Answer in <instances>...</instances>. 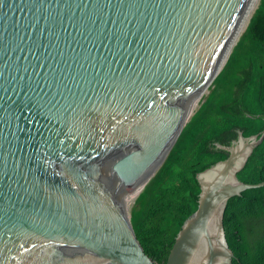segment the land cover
I'll list each match as a JSON object with an SVG mask.
<instances>
[{
    "label": "water",
    "instance_id": "obj_1",
    "mask_svg": "<svg viewBox=\"0 0 264 264\" xmlns=\"http://www.w3.org/2000/svg\"><path fill=\"white\" fill-rule=\"evenodd\" d=\"M260 0H0V264H156L130 207ZM264 129L196 174L165 264H231L227 200Z\"/></svg>",
    "mask_w": 264,
    "mask_h": 264
},
{
    "label": "trees",
    "instance_id": "obj_2",
    "mask_svg": "<svg viewBox=\"0 0 264 264\" xmlns=\"http://www.w3.org/2000/svg\"><path fill=\"white\" fill-rule=\"evenodd\" d=\"M187 121L167 157L130 207V219L144 252L165 264L183 221L196 210V174L227 157L240 132L264 129V0H260L209 92ZM243 182L264 180V139L237 172ZM231 264H264V185L231 196L223 214Z\"/></svg>",
    "mask_w": 264,
    "mask_h": 264
},
{
    "label": "flooded vegetation",
    "instance_id": "obj_3",
    "mask_svg": "<svg viewBox=\"0 0 264 264\" xmlns=\"http://www.w3.org/2000/svg\"><path fill=\"white\" fill-rule=\"evenodd\" d=\"M236 139H237V138H236ZM234 140H235V139H234ZM234 140H232V142H233ZM232 142H231V143H232Z\"/></svg>",
    "mask_w": 264,
    "mask_h": 264
}]
</instances>
